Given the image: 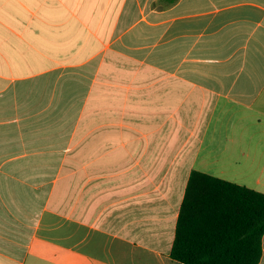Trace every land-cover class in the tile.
<instances>
[{
	"label": "crops",
	"instance_id": "1",
	"mask_svg": "<svg viewBox=\"0 0 264 264\" xmlns=\"http://www.w3.org/2000/svg\"><path fill=\"white\" fill-rule=\"evenodd\" d=\"M192 172L264 194V0H0V264H181Z\"/></svg>",
	"mask_w": 264,
	"mask_h": 264
},
{
	"label": "trees",
	"instance_id": "2",
	"mask_svg": "<svg viewBox=\"0 0 264 264\" xmlns=\"http://www.w3.org/2000/svg\"><path fill=\"white\" fill-rule=\"evenodd\" d=\"M263 235V193L192 172L169 257L181 264H258Z\"/></svg>",
	"mask_w": 264,
	"mask_h": 264
}]
</instances>
